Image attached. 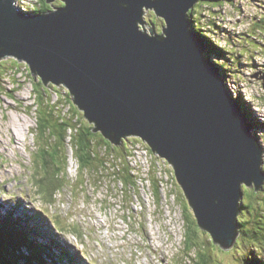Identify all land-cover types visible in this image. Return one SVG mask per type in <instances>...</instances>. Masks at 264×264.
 I'll use <instances>...</instances> for the list:
<instances>
[{"label":"water","instance_id":"obj_1","mask_svg":"<svg viewBox=\"0 0 264 264\" xmlns=\"http://www.w3.org/2000/svg\"><path fill=\"white\" fill-rule=\"evenodd\" d=\"M14 1L0 0V63L11 60L19 84L29 76L46 91L64 86L94 133L113 145L145 141L173 166L198 225L233 247L242 185L264 184V151L190 29L201 0H62L44 14L21 12ZM152 10L163 20L160 32L142 29Z\"/></svg>","mask_w":264,"mask_h":264},{"label":"rangeland","instance_id":"obj_2","mask_svg":"<svg viewBox=\"0 0 264 264\" xmlns=\"http://www.w3.org/2000/svg\"><path fill=\"white\" fill-rule=\"evenodd\" d=\"M63 2L55 0L52 3L54 7H49L44 11L63 7ZM225 2L226 6L221 10V15L227 18L230 25L236 27L237 31H241L239 39H250L249 35L253 36L255 31L252 21L257 23L260 17L264 18V0H225ZM14 4L21 12L26 10L38 12L36 0H15ZM195 9H200L199 3ZM202 14V18L205 17L204 23L214 27L215 22L210 24L212 20L209 18L210 15H214L213 12L205 8ZM152 25L155 26L157 32H160L164 25L163 20L156 17L153 10L146 14L142 29L149 32ZM261 28L264 30V26ZM233 33L236 34V32ZM201 35L211 42L213 39L218 40V37L211 32L207 35L201 32ZM220 37L223 36L220 35ZM205 44L207 53L210 55L212 50L207 43ZM222 44L225 46V43ZM258 46L261 49V56L256 63L251 56L235 61L237 63L234 71L244 72V75L241 74L240 79L237 76L235 81L227 79L225 83L228 90H236L247 97L251 106L249 108L258 113L261 118L259 121L262 122L264 121V38L263 42H258ZM241 47L242 44L238 43V49L235 52H240ZM241 50L246 51L245 48ZM217 55L220 57L219 53ZM252 55L255 57L256 54ZM211 60L222 71L218 65L217 56L211 57ZM2 63L4 66L1 68L7 75L0 78V204L3 206L0 211V220L6 211L16 216L27 214L26 205L31 217L40 218L32 219L34 228L43 231L53 230L54 235L61 237L74 248L75 253L78 252L81 255L82 264H188V260H191L190 264H195L196 251H185L186 245H189L190 250L194 249L190 245L191 241L205 248L211 257L212 264H245V259L253 253V250H256L258 254H264V246L260 243L264 234V219L261 217L259 220L258 216L252 217L250 225L240 227V236L232 250L214 243L211 235L200 228L197 223L192 226L191 234L188 236V230L184 227L182 207L178 200L176 201L171 184L176 188L178 197L181 189L184 208L189 206V202L184 197V192L176 178L174 177L175 181L170 178V175H173L172 167L163 170V177L159 174L160 171L155 163L148 172L158 175L157 186L162 194L160 201L154 198L150 178L147 175L139 176L141 174L137 175L136 172L135 180L131 185H126L119 179L113 180L115 184H108V180L97 175L94 177V189L89 185L91 178L82 174L83 172L81 173L78 167L79 160L75 153L71 132L69 130L64 132L66 137L62 141L59 137L61 133L56 136L52 135L51 131H47L45 137L37 128L39 113L44 108L41 105V98L53 105L56 117L60 115L64 121L69 114L70 118L72 115L73 117L78 115L82 128L91 127L83 112L73 103L70 93L64 87L59 91H46L40 84L30 80L29 76L28 78L25 76V84H19L9 70L11 60H3ZM31 85H35L38 92H31ZM243 106L246 111L244 103ZM45 111L48 113L49 108L46 107ZM94 134L93 146L95 151L102 154L103 135ZM257 142L261 144V141L257 140ZM61 144H64L63 147ZM126 144L128 143L120 145V152L115 148L118 156L125 158V154H130L133 157V166L136 161L139 164V157H142L144 170L147 171L151 161L149 154L148 159L139 145L140 151L131 150ZM57 149H62L63 157L68 159L67 171L64 169L62 176L68 177L69 181L66 179L67 184L57 192L53 201H47L44 196L47 199L50 197L38 187L39 176L43 174L40 167L43 161L39 155L43 154L44 157L48 155L51 159L59 154ZM126 162L125 159L120 164L124 170L127 168L123 165ZM168 169L170 175L167 173ZM263 169L264 166H262ZM57 170H61L59 163ZM83 178L86 179V185L80 187V179ZM263 187L262 183L256 191L255 183L251 187H246V184L242 185L243 203L245 206H250L253 212L254 207L251 206L250 201L264 198ZM154 189L156 190L155 187ZM169 191L170 193L166 195ZM189 212L192 213L191 210ZM254 220L259 222L258 229L257 222ZM253 229L258 233L254 234Z\"/></svg>","mask_w":264,"mask_h":264},{"label":"trees","instance_id":"obj_3","mask_svg":"<svg viewBox=\"0 0 264 264\" xmlns=\"http://www.w3.org/2000/svg\"><path fill=\"white\" fill-rule=\"evenodd\" d=\"M223 2H225V0H201L199 3L200 9L196 10V15L194 16V18H192L193 15H189L190 29L198 38H202L203 40H205L203 41V43H207V45L211 48L212 53L210 55L207 53L208 58L210 59V57L213 58L214 56H217L219 60L218 65L222 69L224 77H226L227 79H233L235 81L237 79V76L240 79L241 74L244 75V72L236 73L234 71L235 65L237 63L235 61H240L245 57L251 56L253 61L256 63V60L259 58V56H261V49L258 46V42H263L264 30H262L261 26H264V18L260 17L257 23L252 21V25L254 26L255 31L253 33V36L249 35L250 39H239L241 31H237V28L231 26L228 22V19L221 15V10L226 6V2ZM36 4L39 8L42 4L43 8L45 9H49V6L51 8L54 7V5L47 4L46 0H36ZM205 8L210 9L214 14L213 16H209V18L212 20L210 24L213 21L215 22L214 27L208 26L206 23H204L205 17L202 18V11ZM201 32H203V34L205 33V35H207L209 32L214 33L218 37V40L213 39V41L211 42L206 37L204 38L201 35ZM232 32H236V34L234 35V33L232 34ZM220 35H222L223 37H220ZM222 43H225V46ZM238 43H241L242 47L239 50L240 52H235V50L238 49ZM243 48H245L246 51H242L241 49ZM217 53L220 54V57H218ZM252 54H256L255 57H253ZM1 66H4L2 62L0 63V78H3L5 75H7V73L1 68ZM228 93L232 98H235V101L237 100L236 102L241 105L243 111L248 115V120L253 127L251 133L258 141H261V144H259L264 151V121H259V119L261 118H259L258 113L249 108L251 106L247 97H244L240 92H238L240 93V95H236V92H233V89L229 90ZM243 103L246 105V111L244 109ZM41 105L44 108L38 116V131L40 130L42 135H45V137L47 135V131H51L52 135L55 134L56 136H58V133H61L59 137L62 141H64L66 137V134L64 132L69 130L73 139L75 153L79 160L78 167L81 169V173L83 172L84 175L87 174L88 176H90V173L93 174L94 172V174L102 176L104 180L110 181L111 178L119 179L126 185H131L134 182L136 169L134 168L132 170V168L130 167L131 165L128 155L125 154V158L118 156L116 150L120 152V146L112 145L109 141H107L103 146L101 145L102 154H100L98 151H95V147L93 146L95 137V134L92 132L93 127L82 128L81 122L78 121V115H76V117H73L72 115L71 118L69 116L64 121L60 118V115H58L59 117H56V112H54L55 110H53L55 108H53V105H51L49 102H46L44 98H41ZM60 105L62 106L61 103ZM46 107L49 108L48 113H46L45 111ZM251 113H255V115H251ZM130 142L137 145L142 143L141 140L136 138ZM125 143H128L126 145L130 144L129 142ZM63 145L61 144L62 147ZM103 148H105V150ZM57 151L59 152V154L54 155L51 159H49L48 155L45 157L43 154L39 155L41 160L43 161L40 164L43 174L39 176L38 187L39 190H42V192L50 197L49 199H47L43 195L47 201H53L56 192L64 187L66 179L69 181L68 177L62 176L64 169L65 171L67 170L68 159L67 157H63L62 149H57ZM151 155L154 156L155 154H153V152L151 151ZM125 159L127 162L123 165L127 166L126 170H124V168H122V166L120 165L123 161H125ZM157 162L158 161L156 160H151V162H149V166L151 167L153 163H155V166L157 167L159 163ZM58 163L62 166V174L57 170ZM95 164H97L96 167H94ZM159 173L162 174L163 170H160ZM167 173H169L170 175L169 169ZM59 174L60 177H58ZM149 178L153 185L154 198L158 200L159 189L157 186V174L154 172H150ZM170 178L174 180V176L172 174L170 175ZM84 185H86L85 179L80 186L84 187ZM58 186H60L61 188H58ZM154 187L156 188V190L154 189ZM173 191L176 194L177 201L178 195L176 192V188H174ZM263 191L264 187L262 188V192ZM169 193L170 191L167 192V194ZM181 196L182 193L180 189V197ZM184 197H186L185 194ZM250 204L252 207H254V212L249 208L250 206L246 204L248 206L247 207L244 203H241L239 219L247 222L249 219L248 217H250V215L253 213L255 216H258L259 220H261V217L264 219V198H259L257 200L252 199L250 201ZM2 208L3 206L0 204V211L2 210ZM189 210H191L192 213H188ZM23 211H25V208H23ZM182 215L184 217V226L188 230V236H190L192 226L196 225V223L198 225L196 214L190 204L188 207H182ZM192 215L193 219H191ZM29 216L31 217V215L28 213L21 216H16L14 213H9L8 211L4 213V217L0 220V264H82L81 255L78 252L75 253L74 248L71 245L65 242L61 237L54 235L53 230L51 229L47 231H43L42 229H35L32 224V220L30 221ZM33 219L40 218L34 217ZM36 222H38V220ZM213 242L218 246L223 247V243L216 242L214 239ZM190 245H192L194 249L190 250L189 245H186L185 251H196V256L194 258L196 262L195 264H212L211 257L209 256V253L205 251V248H201L192 241ZM203 245L205 246V244ZM232 248H234V246ZM232 248L229 250H232ZM190 263L191 260H188V264ZM245 264H264V254H258L256 250H253V253L249 254L247 260L245 261Z\"/></svg>","mask_w":264,"mask_h":264},{"label":"clouds","instance_id":"obj_4","mask_svg":"<svg viewBox=\"0 0 264 264\" xmlns=\"http://www.w3.org/2000/svg\"><path fill=\"white\" fill-rule=\"evenodd\" d=\"M38 6V5H37ZM50 7V6H49ZM44 9L45 8H43V4L42 5H40V8L38 7V12H36L35 10H26L24 13H27V14H31V13H36V14H44V13H46V12H48V11H44ZM210 59H211V57H210ZM222 77H223V79H224V81L226 82V80H227V78L226 77H224V75H223V72H222ZM226 84V83H225ZM64 87V86H63ZM65 88V87H64ZM226 89H227V91H229L228 90V88H227V86H226ZM67 91V90H66ZM72 96V95H71ZM78 108V107H77ZM79 109V108H78ZM80 110V109H79ZM69 116H70V114H69ZM68 116V117H69ZM67 117V118H68ZM66 118V119H67ZM65 119V120H66ZM91 127H93L94 128V125H92L91 124ZM93 128H92V131H93ZM104 138V137H103ZM139 139V140H141L142 141V143H141V145H142V147H143V150L145 151V153H146V156H147V158L149 159V156L151 157V160H156V161H158L157 163H158V166H157V168H158V170L160 171V166H159V164L162 166V168H163V170L164 169H166L167 167H172V172H173V176L176 178V175H175V170H174V168H173V166L171 165V163L167 160V159H165V158H161V157H159L158 155H151V148L148 146V144L147 143H144L145 141H143L141 138H139V137H130V138H127L126 140H124L121 144H124L125 142H130V141H133L134 139ZM103 141H105V142H107L108 140H106L105 138H104V140ZM110 142V141H109ZM111 143V142H110ZM112 144V143H111ZM113 145V144H112ZM137 144H135V143H130L129 144V148L131 149V150H134L133 149V147L134 146H136ZM148 154H149V156H148ZM128 156H129V160H130V165H131V167L132 168H135L137 171H136V173H137V175H139V173H140V170H139V168L137 167V166H133V164H132V156L130 155V154H128ZM151 162V161H150ZM165 162V163H164ZM165 164V165H164ZM150 166H149V170H148V172L150 171ZM67 171V170H66ZM164 174H166V172H164ZM145 175H147L148 177H149V173L148 174H145ZM145 175H139V176H145ZM166 177L168 178V176H167V174H166ZM176 181L178 182V180H177V178H176ZM133 187H135V185H133ZM247 187V186H246ZM180 188V187H179ZM159 198H158V201H160L161 200V198H162V194H161V192L159 191V196H158ZM242 203H243V201H242ZM193 209V208H192ZM252 217H255L254 216V213L253 214H251L250 215V217H249V219H248V221H251V219H252ZM197 218V217H196ZM246 221H241V219H239L238 218V224H239V226L241 227L242 225H244V223H245ZM246 225H250V222H247L244 226H246ZM185 227V226H184ZM207 231V230H206ZM208 233H210L209 231H207ZM239 233H240V229H239ZM240 236V235H239ZM181 250H182V247H181ZM180 250V251H181ZM247 260V258L245 259V261Z\"/></svg>","mask_w":264,"mask_h":264},{"label":"bare ground","instance_id":"obj_5","mask_svg":"<svg viewBox=\"0 0 264 264\" xmlns=\"http://www.w3.org/2000/svg\"><path fill=\"white\" fill-rule=\"evenodd\" d=\"M214 62V61H213ZM233 92H236V90H233ZM238 92V91H237ZM236 92V95L238 94V95H240V93H237ZM228 96L232 99V100H234L230 95H229V93H228ZM237 105H238V107H239V109H241V105H239L238 104V102H237ZM141 148H143L142 147V145L141 144H138ZM138 145H137V147H138ZM138 149H140L139 147H138ZM263 150V149H262ZM143 152H145L144 150H142ZM153 154H155V153H153ZM134 156H135V152H134V154H133ZM135 165H139L138 164V161H136L135 163H134ZM164 188V187H163ZM167 188V187H166ZM168 195V194H167ZM23 203V202H22ZM175 204V203H174ZM25 205V204H24ZM25 207H26V209H27V212H28V214H30L31 215V213H29V208L25 205ZM175 211V210H174ZM177 212V211H176ZM173 213V212H172ZM172 215V214H171ZM34 218V216H32V217H30V221L32 220ZM27 224V223H26ZM186 247V246H185ZM232 248V247H231ZM231 248H229V249H231ZM109 249V248H108Z\"/></svg>","mask_w":264,"mask_h":264},{"label":"built area","instance_id":"obj_6","mask_svg":"<svg viewBox=\"0 0 264 264\" xmlns=\"http://www.w3.org/2000/svg\"><path fill=\"white\" fill-rule=\"evenodd\" d=\"M136 147H137V145L134 146L133 149L140 151V149H137L138 147L137 148ZM137 167L139 168L141 175H145L148 173V171L144 170V164H143V158L142 157H139V165ZM160 170H163L161 166H160Z\"/></svg>","mask_w":264,"mask_h":264},{"label":"flooded vegetation","instance_id":"obj_7","mask_svg":"<svg viewBox=\"0 0 264 264\" xmlns=\"http://www.w3.org/2000/svg\"><path fill=\"white\" fill-rule=\"evenodd\" d=\"M105 143H106V142L103 141V145H104ZM60 166H61V165L59 164V167H60ZM61 168H62V166H61ZM60 172H61V174H62V171H61V170H60ZM58 177H60V174L58 175ZM67 181H68V180H67ZM66 184H67V183H65V185H66ZM65 185H64V186H65ZM51 186H52V185H51ZM58 188H61V187L58 186ZM254 216H255V215H254ZM254 221H255V220H254ZM247 222H250V224L252 223L251 221H247ZM247 222H245L244 225H245ZM255 222H257V221H255ZM258 223H259V222L256 223V227H257V229L260 227ZM253 233H254V234H257L258 231L253 229ZM260 243H261L262 246H264V234H263V238L260 240Z\"/></svg>","mask_w":264,"mask_h":264}]
</instances>
